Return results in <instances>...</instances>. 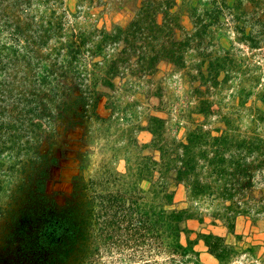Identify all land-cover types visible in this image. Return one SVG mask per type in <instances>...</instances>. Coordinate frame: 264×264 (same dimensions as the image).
<instances>
[{
    "label": "rangeland",
    "instance_id": "obj_1",
    "mask_svg": "<svg viewBox=\"0 0 264 264\" xmlns=\"http://www.w3.org/2000/svg\"><path fill=\"white\" fill-rule=\"evenodd\" d=\"M0 264H264V0H0Z\"/></svg>",
    "mask_w": 264,
    "mask_h": 264
}]
</instances>
